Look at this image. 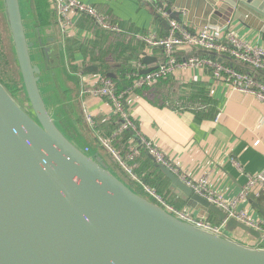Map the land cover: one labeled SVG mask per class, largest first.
I'll list each match as a JSON object with an SVG mask.
<instances>
[{
  "label": "water",
  "instance_id": "water-1",
  "mask_svg": "<svg viewBox=\"0 0 264 264\" xmlns=\"http://www.w3.org/2000/svg\"><path fill=\"white\" fill-rule=\"evenodd\" d=\"M208 1L212 25L223 27L234 18L264 33V6L256 1ZM3 3L32 116L0 82V264H264V248L176 217L133 190L89 145L83 143L86 151L72 140L57 122L49 100L55 91L42 85L48 73L37 62L39 48L58 53L55 34L43 41L39 29L40 41H35L21 0ZM222 13L223 23H217ZM154 60L146 56L142 62L150 66ZM85 71L98 74L99 67ZM156 166L190 208L213 213L220 223L227 220L224 209L166 166ZM254 208L264 217L258 205ZM227 227L261 238L236 219Z\"/></svg>",
  "mask_w": 264,
  "mask_h": 264
},
{
  "label": "crops",
  "instance_id": "crops-1",
  "mask_svg": "<svg viewBox=\"0 0 264 264\" xmlns=\"http://www.w3.org/2000/svg\"><path fill=\"white\" fill-rule=\"evenodd\" d=\"M78 1L109 15L121 32L111 33L101 30L99 32L89 18L75 16L71 37L64 39L53 10L49 23L42 24L44 28H37L38 24L42 27L40 21L44 19L43 16H37L38 23L33 24L31 38L37 42L40 41L39 29L43 41L54 33L56 45H59L57 46L58 53H68V48L71 46L74 53V68L81 70L79 74L89 77H94L96 74L86 72L85 68L90 65L98 66V64L90 61L86 56L87 54H83L86 44L99 48L105 42L104 46L101 47L108 50L106 49V52L103 50L104 53H110L111 50V53H117L114 51V47L118 44L124 49L120 51L122 54L131 49L134 55L128 62L130 69H132L133 62L144 53L155 59V62L150 66L143 63L145 69L159 67L165 62L162 49L155 48L152 50L148 45L132 38V34H148L149 32H154L160 37L167 35L169 30L166 24L167 20L156 13L149 4L141 0ZM160 1L166 8L170 9L173 17L183 20L191 27L214 26L210 23L211 9L208 0ZM254 2L258 4L259 8L264 6V0H254ZM225 15L222 13V16H218L215 21L223 23ZM229 22L235 25L239 35L248 37L253 41L261 37L264 42V33L248 27L234 18ZM88 31L95 33V40L87 41L85 44ZM101 36H105L104 39H101ZM96 53H100V51ZM182 55V53L179 54V56ZM98 74H101L100 68ZM108 74L114 75V79H117L118 82L116 73ZM169 78H174L182 85L183 91L182 94L179 93L178 101L158 103L152 96L155 93L153 90L143 94L140 93L142 91H139L132 98L130 113L138 131L147 139L153 140L162 151L172 157L175 165L182 170L190 181L197 183L200 179L207 178L208 187L211 191L227 200L237 198L247 182V175L264 171V102L259 101L251 93H242L230 89L225 84L215 82L209 72L199 69L179 72ZM260 78L264 82V74H260ZM79 81L80 79L75 80L77 83L74 89L75 98L77 96L76 103L82 102L78 87ZM123 81L126 82L127 78ZM189 92L195 93L190 94ZM198 95L200 98H204V101L207 100L208 105L198 104L199 99L193 101V97ZM85 102L99 124L107 120L105 122L109 124V127H117V118L114 117L112 107L108 102L92 97L85 99ZM184 103L196 104L195 107L198 105V110L193 111L192 109L195 107L189 109L181 107ZM79 127L77 126V119L74 117V129L77 131L75 135L82 138ZM116 127L107 129L105 133L111 134ZM92 132L94 133L93 130ZM132 139V136L128 137L122 144V139L119 137L114 139L113 143L121 142L120 146L124 147L125 143ZM235 161L240 163L243 167L242 170L236 166ZM133 167H137L141 175V177L137 176L140 182L159 188L158 193L164 196L170 205L177 209H189L198 218L212 224L220 223L215 214L200 213L190 208L176 192H173L170 189V181L156 166L155 160L147 151L144 150L137 156V162ZM130 179L134 182L131 177ZM139 185L142 187L140 183ZM259 191L260 194L251 193L246 201L241 202L238 210L246 211L254 218H263L254 208V205H258L264 211V191L261 189ZM225 235L249 247L257 248L260 245L259 239L251 237L248 233L240 235L238 231H233L230 234L226 229Z\"/></svg>",
  "mask_w": 264,
  "mask_h": 264
},
{
  "label": "built area",
  "instance_id": "built-area-1",
  "mask_svg": "<svg viewBox=\"0 0 264 264\" xmlns=\"http://www.w3.org/2000/svg\"><path fill=\"white\" fill-rule=\"evenodd\" d=\"M149 4L152 9L165 18L168 22L167 35L160 37L154 32L148 34H132L135 41L142 42L152 50L162 49L165 62L154 71L144 75L145 70L143 59L148 56L144 53L132 64L133 72L129 75L124 87H120L114 78L107 75L96 74L89 77L79 74L82 86L80 88L81 105L84 120L94 131L95 136L107 151L119 162L120 166L138 181L150 199L165 208L176 217L183 219L197 227L214 232L220 236H226L225 231L229 219H236L248 227L260 232V248H264V217L254 218L246 211L238 210V206L246 201L251 193L258 195L260 189L264 191V171L247 175V182L243 186L239 196L232 200H227L223 196L211 191L208 187V179L202 178L197 183L188 179L182 170L175 165L172 157L168 156L153 140L144 137L137 129L135 121L130 113L131 100L137 92L157 83L175 76L179 72L192 71L199 69L209 72L215 82L225 84L230 89L238 90L242 93H251L264 102V82L258 74H264V42L261 37L255 41L248 37L241 36L236 27L231 22L225 26H201L191 27L183 20L173 17L169 8L160 0H141ZM160 1V2H159ZM54 12L63 38L71 37L74 30L75 16L89 18L93 25L101 31L120 33L121 30L111 17L103 14L96 8L83 4L78 0H53ZM86 41H94L95 33L88 31ZM183 54L179 56V54ZM212 57H215L214 59ZM218 59H222L221 62ZM236 62L243 66L237 69L232 66ZM250 69V70H247ZM88 97L100 98L110 104L114 117L117 118V127L109 134L104 135L97 130L96 120L91 113L85 99ZM107 122V120H105ZM130 131L135 138L127 141L125 146L117 149L113 145V140L119 138L124 132ZM125 148V153H123ZM142 150L148 152L157 164H162L169 168L174 174L179 176L184 182L191 186L196 193L204 197L211 203L224 209L227 220L215 225L202 218H198L189 209H177L170 205L164 196L152 187L140 182L135 176L131 165ZM236 166L242 170L239 162L235 161ZM138 178V179H137Z\"/></svg>",
  "mask_w": 264,
  "mask_h": 264
},
{
  "label": "rangeland",
  "instance_id": "rangeland-1",
  "mask_svg": "<svg viewBox=\"0 0 264 264\" xmlns=\"http://www.w3.org/2000/svg\"><path fill=\"white\" fill-rule=\"evenodd\" d=\"M21 4L23 7L24 18L28 28V33L30 35L32 34V30L34 28L33 23H38V12L46 13L48 12V10H50V12L54 10L53 0H21ZM37 28H44V26L40 27L38 24ZM97 31L101 32L100 30ZM104 37L105 36H101V39H104ZM86 45V51L89 52L88 59L90 61H98L101 66H113L114 70H112L111 72L116 73V76L118 77V84L122 83L121 86H125L126 82L123 81V78L118 74L116 70L129 69L130 65L128 67L127 63L131 56L134 55V52L129 49L123 52L124 54H121L122 57L117 58L116 54L111 53L112 50L110 51V53H96L92 52L90 49L91 47L93 48L96 46H89V44ZM106 49L107 48H102V50H105L104 52L108 50ZM123 50L124 49L122 48V46H117L116 48H114V51L117 52V55L120 53V51ZM39 52L40 53H38L39 57H37V62H39V64L41 65L43 73H48V76H44L42 80V85L46 86L48 89L51 88L55 91L54 100L58 105V113L55 112V117L57 119L58 124H61L65 132L70 136V138L71 136L74 138V135L77 132L74 129L75 117L77 119V126H80L78 129L82 133L83 143L89 145V147L94 149V151H97L103 157V159L110 165L111 170L114 171L117 175H119L123 180L125 179L119 173L120 171H123L125 175L132 178V176L129 175V173H127L120 166L119 162H117L113 155L109 151H107V149H105L103 145L99 142L95 134L92 132V130L84 120L81 103L75 102V100L77 99V96L75 98L76 94L74 93V89L77 84L75 80L80 79L78 76L81 70L74 68V61H72L71 59L72 57L69 48L68 53H45L42 48H39ZM117 67L119 68L117 69ZM0 82L15 99V101L29 115L32 116V110L30 108L23 87L20 70L14 52L11 33L5 16L3 0H0ZM81 86L82 82L79 81L78 87L81 88ZM152 90L155 91V93L152 95L154 97V100H156V102L158 103L161 102V104L170 102L172 100L178 101V95L179 93L182 94L183 91L181 83L176 81L174 78H168L166 80H163L152 87H148L140 93L143 94ZM132 173L135 176H138L134 171H132ZM134 182L139 184L136 179L134 180ZM143 191L145 192L144 189ZM138 193L150 199L149 195L146 192L144 194L140 192ZM226 229L230 234L233 231H238L240 235H242V233H245L240 229H232L228 227H226Z\"/></svg>",
  "mask_w": 264,
  "mask_h": 264
},
{
  "label": "trees",
  "instance_id": "trees-1",
  "mask_svg": "<svg viewBox=\"0 0 264 264\" xmlns=\"http://www.w3.org/2000/svg\"><path fill=\"white\" fill-rule=\"evenodd\" d=\"M40 16V17H42L43 16V20L42 21H40V25L41 26H43V25H45V24H48L49 23V20H50V15H51V12H50V10H48V12H38V14H37V16ZM43 24V25H42ZM72 43V42H71ZM104 43L105 42H103V45H101V46H104ZM72 44H74V43H72ZM101 44V43H100ZM119 46H120V44H118ZM118 45H116L114 48H116ZM102 48L103 47H99V48H97V47H91L90 49H91V51L92 52H97V51H100V53L102 52V53H104L103 52V50H102ZM69 50H70V53H71V59H72V61H74V53H73V49H72V47L70 46L69 47ZM87 50V48H85V50H84V55L87 53V55L86 56H88V51H86ZM114 54H116V56H117V58H120V57H122V53H119L118 55H117V53H114ZM86 59H87V57H86ZM93 61V63H95V64H98V66H99V68H100V73L102 74V75H107L108 73H111V71L112 70H114V67L113 66H108V65H103V66H101L99 63H98V61H95V60H92ZM128 62H129V60H128ZM127 65H128V63H127ZM232 66H234L235 68H237V69H243V66H241V64H238V63H236V62H232ZM118 68V67H117ZM247 70H250V69H247ZM117 72H118V74L123 78V80L124 79H128V77H129V75L133 72V70L132 69H118V70H116ZM259 75V77H260V74H258ZM116 81H117V79H115ZM127 82V81H126ZM119 85V84H118ZM121 85V84H120ZM119 85V86H120ZM121 88H122V86H120ZM202 88V87H201ZM147 89V88H146ZM203 89V88H202ZM143 90H145V89H143ZM142 90V91H143ZM199 91V90H198ZM200 92H202L203 93V91H200ZM195 92H190V94H194ZM201 93V94H202ZM198 97V98H197ZM197 97H193V101H195V100H197V99H199V102H197L198 104H201V105H208V101L206 100V101H204V98H200V95H198ZM50 102L52 103V106L54 107L55 106V111H56V113H58V105H57V103L55 102V100H54V98L53 97H51L50 99ZM191 102V101H190ZM196 106V104H189V103H184L181 107H186L187 109H189V108H191V107H195ZM193 111L194 110H198V105H197V107H195L194 109H192ZM96 127H97V130L98 131H100V132H104L103 134L104 135H107L105 132H107L106 130L107 129H113L114 127H116V126H111V127H109V124L108 123H106L105 121L104 122H102V123H100L99 124V122L98 121H96ZM134 137L135 138V136H134V134L132 133V132H130V131H127V132H124L121 136H120V138L122 139V144L127 140V138L128 137ZM71 138L72 139H74L75 141H78L81 145H82V147L84 148L85 147V149H86V151H90V150H88L89 148L88 147H86L85 145H83V141H82V138L80 137V136H78V135H74V138L71 136ZM121 142H117L116 144L115 143H113V145H114V147L115 148H117V149H120V148H122L121 146H120V143ZM125 151V148H123V153H125L124 152ZM142 151H144V150H142ZM141 151V152H142ZM137 162V158L134 160V162L131 164L132 166L135 164ZM119 168V167H118ZM117 168V169H118ZM121 170V169H120ZM120 170H118V171H120ZM133 171L138 175V176H140L141 177V175H140V173L138 172V169H137V167H133ZM121 175H122V177L125 179L124 181L128 184V185H130V187L133 189V190H135L136 192H140V193H145L144 191H143V189H142V187L138 184V183H135V182H133L131 179H130V177L129 176H127V175H125L124 174V172L123 171H120L119 172ZM119 176V175H118ZM120 177V176H119ZM121 178V177H120ZM122 179V178H121ZM145 182V181H144ZM146 183V182H145ZM149 183V182H148ZM147 184V183H146ZM150 187H152V188H154L157 192L159 191V188H155V187H153V186H151V184H150ZM218 224H220V223H218ZM218 224H215V225H218Z\"/></svg>",
  "mask_w": 264,
  "mask_h": 264
}]
</instances>
